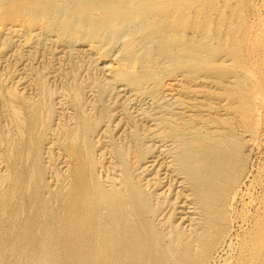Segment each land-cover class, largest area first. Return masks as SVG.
Segmentation results:
<instances>
[{
  "label": "rangeland",
  "instance_id": "1",
  "mask_svg": "<svg viewBox=\"0 0 264 264\" xmlns=\"http://www.w3.org/2000/svg\"><path fill=\"white\" fill-rule=\"evenodd\" d=\"M195 4L185 12L184 35L166 54L158 53V39L141 31L144 22L128 24L112 39L106 34L88 38L79 25L70 39L45 29L43 18L10 17L8 6L0 4V197L10 191L12 172L28 170L35 157L37 195L51 198L48 209H56L70 182L74 161L68 147L75 138L89 182L122 191L128 178L147 196L149 218L165 234L164 242L170 245L173 230L172 242L177 236L187 241L203 231L205 219L181 152L197 132L219 138L233 131L242 169L224 198L222 233L197 264L247 260L255 222L264 215V0ZM205 13L210 29L226 39L235 36L237 51L222 49L203 65L185 54L182 44L194 36L218 47L211 31L203 40L188 28ZM32 181L24 183V197ZM13 199L0 210L4 230L11 228ZM31 212L30 207L19 210L13 222L22 224ZM6 256L7 264L18 259L13 252Z\"/></svg>",
  "mask_w": 264,
  "mask_h": 264
},
{
  "label": "bare ground",
  "instance_id": "2",
  "mask_svg": "<svg viewBox=\"0 0 264 264\" xmlns=\"http://www.w3.org/2000/svg\"><path fill=\"white\" fill-rule=\"evenodd\" d=\"M196 1L0 0V4L8 6L6 15L13 17L21 14L32 22L43 18L42 26L45 29L60 30L70 39L75 37L74 30L79 25L85 27L88 38L106 34L112 39L128 24L144 22L141 31L148 38L158 39V53L166 54L171 45L184 35L182 25H185V12L189 8L193 10ZM149 17L156 20L145 22ZM188 25L192 31L202 34L200 39L204 40L209 31L219 39L218 47H213L206 42L200 43L194 36L186 38L182 51L197 60L198 64L210 63L222 49L237 51L235 36L226 39L225 35L218 34L215 27L210 29L206 13L197 25L190 21ZM199 50L206 51L207 56H199ZM177 56L170 58L175 60ZM233 59L239 60V56L234 55ZM217 73L222 75L223 69L217 70ZM12 112L13 116L17 115L16 111ZM228 135L219 134L221 137L217 138L209 133L203 135L197 132L183 148L180 162L196 202L202 209L205 228L198 235L192 233L193 236L187 241L177 236L173 242L174 230L170 229V245L164 242L165 234L158 231L149 218L147 196L128 178H125L122 191H108L98 183L89 182L85 157L77 151L75 138L68 147L74 161L70 168V182L66 190L60 192L54 210L48 209L53 202L51 198L41 199L37 195L36 181L40 171L34 157L28 170L19 167L12 172L10 191L5 197V193L0 197V210L8 205L7 201H11L13 195L15 197L8 213L11 228L4 230L0 225V264H7L6 255L9 252L15 254L13 258H18L14 264H197L201 255L213 247L222 233L224 198L242 169L243 161L238 155L239 144L234 140L235 132L230 131ZM85 154H88L87 151ZM29 179L33 180V184L30 185L29 196L24 197L21 191ZM27 207L32 208V212L24 218L23 223L13 222L17 212ZM256 223L257 229L251 235L253 241L248 248V259L239 261L240 264H264V215Z\"/></svg>",
  "mask_w": 264,
  "mask_h": 264
}]
</instances>
